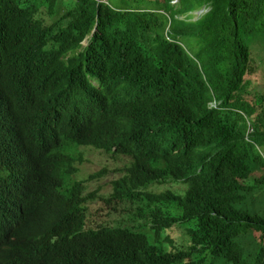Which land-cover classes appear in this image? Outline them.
I'll use <instances>...</instances> for the list:
<instances>
[{"label": "trees", "instance_id": "16d2710c", "mask_svg": "<svg viewBox=\"0 0 264 264\" xmlns=\"http://www.w3.org/2000/svg\"><path fill=\"white\" fill-rule=\"evenodd\" d=\"M174 1L0 0V264H264V0ZM86 146L108 197L67 181ZM99 198L133 214L87 229Z\"/></svg>", "mask_w": 264, "mask_h": 264}, {"label": "rangeland", "instance_id": "374dc122", "mask_svg": "<svg viewBox=\"0 0 264 264\" xmlns=\"http://www.w3.org/2000/svg\"><path fill=\"white\" fill-rule=\"evenodd\" d=\"M176 2V1H175ZM174 2V3H175ZM207 12V9L204 11L195 12L193 19L200 18L204 13ZM46 20L48 23H52L54 18L50 17L48 14H45ZM183 42L188 47L192 56H197V47L192 43L190 39H183ZM260 46L253 45V58H251L250 66L254 68V72L248 77L252 81L251 89L252 95H247L250 100H255L256 94L262 95L264 97V51L260 49ZM247 79V80H248ZM221 103V101H220ZM250 131L253 132V128H250ZM81 146L75 144L72 145L73 149H78ZM86 149L82 148V162H77L78 173L70 176L67 181H73L75 178H87L90 174L99 171L103 167L109 168V172L103 178L88 183V192L98 190L99 195L108 197L112 193V180L120 175V172L116 170V161H114L110 156L102 153L101 151L94 150L92 148ZM264 155V148L260 149ZM122 165V162H121ZM66 181V182H67ZM189 188V183L187 182H175L173 180L168 181L164 184H153L149 189L155 192H161L168 189L175 190L179 193L185 194ZM90 209L88 210V220H87V229L98 228L102 225H112L117 226L120 224H125L126 217L129 214H133L131 206L119 203H106L101 198L94 199L89 204ZM135 211V209L133 208ZM145 232L149 235L150 239L154 243H161L162 248L165 249L164 239H159L157 237V232H149L147 229H138ZM173 238L176 239L177 244L181 248H187L191 244V238L188 232V228L182 224H177L171 229ZM166 231H162V234L165 235Z\"/></svg>", "mask_w": 264, "mask_h": 264}, {"label": "clouds", "instance_id": "9594fccd", "mask_svg": "<svg viewBox=\"0 0 264 264\" xmlns=\"http://www.w3.org/2000/svg\"><path fill=\"white\" fill-rule=\"evenodd\" d=\"M175 1L177 2V0H175ZM175 1H174V2H175ZM203 10H204V9H203ZM85 41H86V42L83 41V43H84L85 45H87V44H88V40L86 39ZM219 104H221V103H220L217 99H215L214 101L211 102V107H217ZM61 182L65 185V182H66V181H61ZM94 191H95V190H94ZM94 191H91V193L94 192ZM89 193H90V192H89ZM100 196H101V195H100ZM101 197H102V196H101ZM103 197H104V196H103ZM117 226H124V225H123V224H120V225H117Z\"/></svg>", "mask_w": 264, "mask_h": 264}, {"label": "water", "instance_id": "95a60500", "mask_svg": "<svg viewBox=\"0 0 264 264\" xmlns=\"http://www.w3.org/2000/svg\"><path fill=\"white\" fill-rule=\"evenodd\" d=\"M204 10H202V12H203ZM84 42H86V41H84Z\"/></svg>", "mask_w": 264, "mask_h": 264}]
</instances>
